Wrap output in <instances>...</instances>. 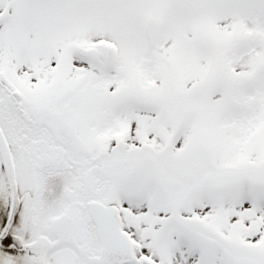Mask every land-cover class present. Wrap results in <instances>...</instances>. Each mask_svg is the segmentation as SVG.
Returning <instances> with one entry per match:
<instances>
[{"label": "snow or ice", "instance_id": "6c2138e0", "mask_svg": "<svg viewBox=\"0 0 264 264\" xmlns=\"http://www.w3.org/2000/svg\"><path fill=\"white\" fill-rule=\"evenodd\" d=\"M0 264H264V0H0Z\"/></svg>", "mask_w": 264, "mask_h": 264}]
</instances>
